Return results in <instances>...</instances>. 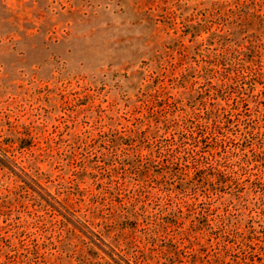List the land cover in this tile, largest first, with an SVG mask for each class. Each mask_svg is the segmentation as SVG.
Returning <instances> with one entry per match:
<instances>
[{"label": "trees", "instance_id": "trees-1", "mask_svg": "<svg viewBox=\"0 0 264 264\" xmlns=\"http://www.w3.org/2000/svg\"><path fill=\"white\" fill-rule=\"evenodd\" d=\"M41 1L0 0V51H14L39 33ZM217 3L218 23L210 21L207 30L217 29L204 40L205 49L175 77L162 67L143 75L125 124L99 120L95 134L47 140L10 126L0 140V166L22 180L25 194H0V264H64L60 258L71 238H60L68 217L88 229L91 219L110 229L123 219L132 233L140 224L147 227L144 236H153L147 242L153 248L133 245L137 253L128 249L126 264H169L166 257L181 254L192 257L189 264H224L230 221L242 217L241 210L264 216V0ZM26 150L33 152L29 159L17 162ZM45 160L48 173H40L36 164ZM54 169L60 183L51 193L41 181ZM42 202L65 212L56 216ZM106 211L112 212L109 220ZM58 216L62 228L55 225ZM186 223L193 232L197 223L201 231V225L209 229L207 244L213 238L219 245L213 258L204 247L193 250L182 230ZM92 235L104 245L101 232Z\"/></svg>", "mask_w": 264, "mask_h": 264}, {"label": "rangeland", "instance_id": "rangeland-1", "mask_svg": "<svg viewBox=\"0 0 264 264\" xmlns=\"http://www.w3.org/2000/svg\"><path fill=\"white\" fill-rule=\"evenodd\" d=\"M37 6L45 15L39 33L21 41L14 51H0V140L7 139L10 126L42 134L47 140L60 134H95V121L99 120L100 125H106L109 118H120L125 124L127 106L137 105L134 102L140 97L135 94L143 75L162 67L175 77L193 61L197 50L205 49L204 40L217 29L211 25L207 30L210 21L218 23L213 15L219 5L217 0H42ZM36 147L32 148L34 154ZM33 152L24 151L17 162L29 159ZM36 167L40 173H48L47 160ZM51 175L50 179L43 177L47 182L42 180L41 185H49L53 193L60 183L58 170ZM22 188V180L0 166V194L13 190L21 199L25 194ZM42 205L55 213L46 203ZM241 211L244 215L231 220L232 226L223 233L229 249L224 264H264V216ZM64 212L59 209L55 215ZM111 213L105 212L106 219H111ZM61 220L58 216L57 228H62ZM67 221L68 228H63L60 238H71V247L64 245L60 258L64 264L71 263L70 257L78 258L72 264H80L79 257L90 264H126L128 249L130 255L137 253L131 251L133 245L139 250L153 248L147 244L153 236H144L147 227L141 222L132 233L123 219L112 229L100 219H91L89 229L77 219L68 217ZM201 228L197 223L193 232L186 223L182 230L190 236L194 251L204 247L213 258L219 245L213 238L207 244L209 229ZM68 231L75 236L70 237ZM100 232L104 245L92 235ZM231 242L238 243L239 249L231 251L238 247ZM158 246L156 241L155 249ZM196 257L203 258L200 254ZM166 258L169 264H189L192 259L184 254Z\"/></svg>", "mask_w": 264, "mask_h": 264}]
</instances>
